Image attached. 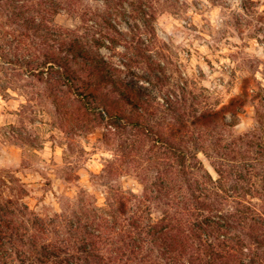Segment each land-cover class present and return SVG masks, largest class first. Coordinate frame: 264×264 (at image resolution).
<instances>
[{
    "label": "rangeland",
    "instance_id": "1",
    "mask_svg": "<svg viewBox=\"0 0 264 264\" xmlns=\"http://www.w3.org/2000/svg\"><path fill=\"white\" fill-rule=\"evenodd\" d=\"M51 2L0 0V209L14 212L15 224L36 236L15 237L7 254L0 251V264H54L40 248L60 240L61 218L72 220L82 205L103 210L108 201L118 203L120 193L142 195L141 174L151 183L157 165L165 169L168 163L152 139L132 137V128L114 135L111 122L98 115L101 104L91 112L70 95L58 96L56 68L41 64L56 51L54 33L76 31L81 22L65 11L55 14ZM81 4L102 15L94 26L106 37L88 33L103 41L94 51L135 87L131 104L119 99L127 119L141 118L144 110L134 104L145 100L164 130L178 113L192 119L222 112L231 122L233 112L226 109L236 102V126L200 133L209 156L200 152L199 159L215 180V166L226 171L217 214L234 212L240 200L264 212V0ZM168 96L174 110L165 106ZM228 195L233 198L222 200ZM151 209L157 220L165 208ZM248 230L236 232L239 247H248L245 264L252 250L264 259Z\"/></svg>",
    "mask_w": 264,
    "mask_h": 264
},
{
    "label": "trees",
    "instance_id": "2",
    "mask_svg": "<svg viewBox=\"0 0 264 264\" xmlns=\"http://www.w3.org/2000/svg\"><path fill=\"white\" fill-rule=\"evenodd\" d=\"M96 1L109 3V0ZM111 1L115 4V0ZM51 3L55 14L65 11L81 22L76 31L60 29L54 33L56 51L45 55L47 60L41 64L45 70L56 68L53 82L58 96L70 95L91 112H97L101 104L103 113L98 111V115L111 122L110 126L116 131L114 135H118L120 129L132 128V137L152 139L157 152H161L168 163L165 169L157 165V177L151 183L141 174L142 195L120 193V201L116 204L108 201L103 210L82 205L79 211L73 212L72 220L66 216L61 218L58 226L63 230L57 234L60 240L41 246L42 258L54 260V264H245L246 246L239 247L241 241L236 232L249 229L247 236L258 250L263 249L264 212L240 200L234 212L217 214V198L221 197L220 190L225 189L226 171L215 166L220 176L215 180L199 159L200 152L209 156L204 145L207 140L200 133L209 128L220 132V128L236 126V102L226 109L233 112L231 122H226L222 112L192 119L178 113L179 119L164 130L150 117L149 102L145 100L134 104L135 108L144 110L141 118L135 121L129 117L128 120L122 115L125 109L119 99L131 104L136 96L135 87L118 79L116 72L120 70L94 51L103 41L95 35L88 38V33L103 36L94 26L102 15L84 8L81 0H52ZM134 7L145 13L141 5ZM147 23L149 25L150 20ZM112 28L121 32L116 25ZM171 97H167L165 106L174 110ZM91 105L94 107H89ZM114 118L118 121L114 122ZM174 173L179 177L171 178ZM227 198L233 196L222 200ZM152 205L165 208L157 220L152 216ZM14 214L0 209V251L6 254L15 237L30 235V239H36L29 229L15 224ZM36 220L31 223L37 225ZM252 252L249 264H264L263 256Z\"/></svg>",
    "mask_w": 264,
    "mask_h": 264
},
{
    "label": "clouds",
    "instance_id": "3",
    "mask_svg": "<svg viewBox=\"0 0 264 264\" xmlns=\"http://www.w3.org/2000/svg\"><path fill=\"white\" fill-rule=\"evenodd\" d=\"M123 3V0H115V4L117 6L121 5ZM206 70V69H205Z\"/></svg>",
    "mask_w": 264,
    "mask_h": 264
}]
</instances>
